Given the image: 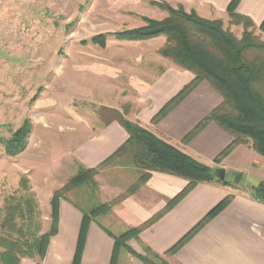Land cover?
Listing matches in <instances>:
<instances>
[{
	"label": "rangeland",
	"instance_id": "1",
	"mask_svg": "<svg viewBox=\"0 0 264 264\" xmlns=\"http://www.w3.org/2000/svg\"><path fill=\"white\" fill-rule=\"evenodd\" d=\"M163 4L185 11L173 0H0V221L25 178L37 204L40 234L49 230L52 195L79 167L75 151L106 126L113 116L110 110L128 120L133 108L128 95L172 63L159 54L164 36L144 41L115 36L146 27V19L164 20ZM207 20L221 21L224 30L241 38L242 25H232L228 17ZM258 28L251 32L264 42V32ZM99 37L105 39L103 47L93 42ZM246 56L261 59L264 52ZM24 122L30 124L24 148L10 156L4 145ZM139 174L125 155L94 176L95 186L69 188L63 197L89 210L123 195ZM235 177L229 172L224 179L232 187L240 184ZM96 218L116 234L125 230L114 227V219ZM55 242L51 239L52 249ZM71 249L67 241L57 264H65ZM123 255L121 264L129 257ZM37 261L22 258L20 264Z\"/></svg>",
	"mask_w": 264,
	"mask_h": 264
},
{
	"label": "crops",
	"instance_id": "2",
	"mask_svg": "<svg viewBox=\"0 0 264 264\" xmlns=\"http://www.w3.org/2000/svg\"><path fill=\"white\" fill-rule=\"evenodd\" d=\"M173 1L174 5L184 7L186 12L192 10L205 19L228 17L226 8L230 0ZM236 13L258 27L264 19V0H241ZM192 79L190 72L168 63L160 74L149 81L143 80L136 92L128 95L131 101L127 102L133 105L128 120L198 162L222 169L224 178L229 172L232 175L240 174V184L232 187L218 183L197 184L170 210L143 230L138 240H129L128 245L137 253H141V247L147 246L157 254H162L220 201L232 196L230 203L167 261L169 264H264V205L251 198V188L264 180V157L247 145H238L219 164H214V159L232 141L215 123H209L190 142L182 144L184 137L220 105V95L208 82L203 81L165 116L152 122L161 108ZM127 138L126 131L117 122H111L85 139L75 151L74 161L84 168H95L124 144ZM186 185L187 181L182 178L151 172L143 185L112 206L107 214L100 215V219H114L113 226H123L125 232L163 211L168 201L176 197ZM83 211L88 210L77 207L65 198L60 200L58 231L52 238L56 241L55 247L52 249L50 240L42 264H57L67 241L72 249L69 255L66 254L65 264H70L73 242H76L78 236ZM108 233L116 236L122 232H112L97 218L89 223L80 264L110 263L113 240ZM123 253L117 264H121ZM127 256L125 264H134L135 259L128 253Z\"/></svg>",
	"mask_w": 264,
	"mask_h": 264
},
{
	"label": "trees",
	"instance_id": "3",
	"mask_svg": "<svg viewBox=\"0 0 264 264\" xmlns=\"http://www.w3.org/2000/svg\"><path fill=\"white\" fill-rule=\"evenodd\" d=\"M240 0H231L226 8L232 25H242L241 38L237 39L223 29L221 21H211L199 17L194 12L186 13L182 8L174 9L167 4L161 8L167 13L162 21L146 19V27L117 33L120 40L144 41L160 36L166 43L159 54L172 61L178 68L193 75L189 84L184 86L153 117L155 123L189 95L198 84L206 81L220 95L222 101L182 140L187 144L209 123H215L231 138V143L214 159L219 164L233 148L247 145L255 153L264 157V58L250 60L246 54L263 51L264 42L251 32L253 23L246 17L237 15L235 8ZM264 32V19L259 25ZM101 47L105 44L102 37L93 40ZM112 118L106 123L117 122L127 133L128 138L112 155L95 168L78 167L76 174L68 183L53 193L50 200L51 222L49 230L40 234L37 219V204L31 192L28 179L20 180V194L11 197L6 203L5 216L0 221V263L20 264L22 258H37L35 264H42L50 240L58 231L59 202L69 188L81 185L95 186L94 176L106 166L127 155L131 165L140 174L123 195L108 204H100L82 212L75 252L71 264H80L87 228L96 217L107 214L111 207L132 195L150 177L151 172L176 176L187 181L185 188L168 201L163 211L152 219L131 228L119 235L111 236L113 249L109 264H117L122 252L128 253L141 264H169L167 259L186 244L208 221L214 218L232 200L225 197L189 232L179 239L170 249L157 254L147 246L137 253L129 245L131 239L138 240L140 233L150 227L162 214L170 210L194 186L200 183L230 184L216 176V169L198 162L175 146L158 138L137 123L126 120L118 111L110 110ZM30 133V124L24 122L5 143L6 153L13 156L24 148ZM251 198L264 205V180L251 188Z\"/></svg>",
	"mask_w": 264,
	"mask_h": 264
},
{
	"label": "water",
	"instance_id": "4",
	"mask_svg": "<svg viewBox=\"0 0 264 264\" xmlns=\"http://www.w3.org/2000/svg\"><path fill=\"white\" fill-rule=\"evenodd\" d=\"M216 176L222 181L224 179V171L222 169H216ZM240 177H241L240 174L236 175L235 180H234L236 184L239 182Z\"/></svg>",
	"mask_w": 264,
	"mask_h": 264
}]
</instances>
